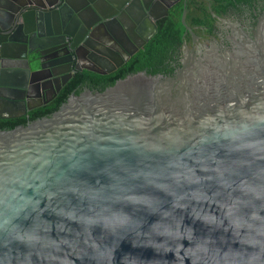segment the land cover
<instances>
[{
	"label": "water",
	"instance_id": "water-1",
	"mask_svg": "<svg viewBox=\"0 0 264 264\" xmlns=\"http://www.w3.org/2000/svg\"><path fill=\"white\" fill-rule=\"evenodd\" d=\"M38 1L0 5L1 120L93 52L85 8L122 11ZM258 32L244 63L186 55L172 76H127L0 131V264H264V17Z\"/></svg>",
	"mask_w": 264,
	"mask_h": 264
},
{
	"label": "flooded vegetation",
	"instance_id": "flooded-vegetation-1",
	"mask_svg": "<svg viewBox=\"0 0 264 264\" xmlns=\"http://www.w3.org/2000/svg\"><path fill=\"white\" fill-rule=\"evenodd\" d=\"M14 2L17 7L30 3L29 8L41 3L38 0ZM117 4L122 11L113 20L107 21H99L90 9H84L85 26L95 27L91 38L87 39L93 52L81 51L76 72L67 65L57 67L56 73L69 70L67 81L62 84L59 76L53 83H44V91L34 90L35 97L29 105L39 107L33 110L53 102L77 77L83 78L75 89L79 94L95 89L96 84L84 74L105 76L120 69L156 34L157 24L162 20L174 17L175 23L183 28L179 37L175 35L170 39L168 54L163 62L165 70L174 75L182 67L186 55H193L212 65H217L222 55L244 63V52L260 35V20L264 17V0H118ZM0 5H4L3 0ZM111 11L114 10H107L106 13ZM179 11L181 14L178 17ZM151 24L155 26V34L139 47L151 34ZM85 26L80 29L83 37L87 35ZM239 67L245 69L243 65ZM46 76L47 73L41 75ZM55 88L59 91L52 95ZM29 112L5 121L25 118Z\"/></svg>",
	"mask_w": 264,
	"mask_h": 264
},
{
	"label": "trees",
	"instance_id": "trees-1",
	"mask_svg": "<svg viewBox=\"0 0 264 264\" xmlns=\"http://www.w3.org/2000/svg\"><path fill=\"white\" fill-rule=\"evenodd\" d=\"M180 14L181 11H179L178 17ZM174 20L175 18L171 17L165 21H160L157 24L156 34L149 42H147L124 66L115 72L105 76H95L85 73L84 75H89V78L96 84V88L91 89V92H103L107 88L112 87L117 81L137 73H145L149 76H172L173 74L171 72L165 70L163 62L168 54L170 39L173 36L176 37L175 35L179 37L183 30L182 26L176 24ZM82 80L78 77L72 80L53 102L29 112L25 118L13 122L0 119V131L12 130L18 126L24 127L30 122L51 116L66 102L71 94L79 95V91H75V89Z\"/></svg>",
	"mask_w": 264,
	"mask_h": 264
}]
</instances>
